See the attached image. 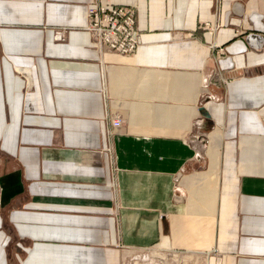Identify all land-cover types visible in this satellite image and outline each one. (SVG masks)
Masks as SVG:
<instances>
[{
	"label": "crops",
	"instance_id": "0c3cea01",
	"mask_svg": "<svg viewBox=\"0 0 264 264\" xmlns=\"http://www.w3.org/2000/svg\"><path fill=\"white\" fill-rule=\"evenodd\" d=\"M92 1L0 0V264H264V0H98L131 55Z\"/></svg>",
	"mask_w": 264,
	"mask_h": 264
},
{
	"label": "built area",
	"instance_id": "2783aa9c",
	"mask_svg": "<svg viewBox=\"0 0 264 264\" xmlns=\"http://www.w3.org/2000/svg\"><path fill=\"white\" fill-rule=\"evenodd\" d=\"M219 2V0H216ZM208 29L216 30L217 24L204 23ZM87 29L90 32L92 45L100 52H115L122 55L133 54L140 44L141 31L137 25L136 7L133 5H120L111 2L94 0L87 8ZM58 39H64L65 33H57ZM224 55L222 48L212 57L216 63V70L209 79V84H224L227 82L218 69V61ZM105 83V75L102 73ZM107 124L104 133L107 139L106 149L112 152L115 135L125 123V118L118 113L107 114Z\"/></svg>",
	"mask_w": 264,
	"mask_h": 264
},
{
	"label": "rangeland",
	"instance_id": "374dc122",
	"mask_svg": "<svg viewBox=\"0 0 264 264\" xmlns=\"http://www.w3.org/2000/svg\"><path fill=\"white\" fill-rule=\"evenodd\" d=\"M126 263L127 264H132L134 261H141V262H150L153 260L152 257H150V251L148 252L147 251H142V250H139V251H130L128 253H126V255L124 256ZM158 260V258H157Z\"/></svg>",
	"mask_w": 264,
	"mask_h": 264
}]
</instances>
